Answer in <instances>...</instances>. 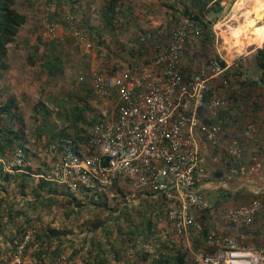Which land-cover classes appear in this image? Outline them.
Listing matches in <instances>:
<instances>
[{"label":"trees","instance_id":"trees-1","mask_svg":"<svg viewBox=\"0 0 264 264\" xmlns=\"http://www.w3.org/2000/svg\"><path fill=\"white\" fill-rule=\"evenodd\" d=\"M15 1L0 0V74L7 69V47L14 43L20 27L27 22L26 15L15 8ZM123 1L104 0V6L99 16L101 29L99 28L100 26L91 27L88 33H86L84 30H81L76 23V19L73 17L76 26L89 43H91L90 40H93V42L96 40L94 42L96 46H100L101 48L104 46L111 53V55L106 56L108 60L105 63V67L107 68L110 66L108 62H111L113 58L114 64L116 62L119 63L121 60L122 54L125 51L124 43L121 42V39L129 24L137 20L135 16H129L131 11L128 6L123 4ZM221 2L222 0H164L161 3L160 6L167 11V17L170 21L167 27L175 24L178 19L184 18L193 21L201 29L200 35L193 39L189 38L185 42L179 64L182 76L189 77L193 74L208 75V71L207 73L201 70L197 71L189 65H184L183 67L182 62L184 53L189 49L193 41L199 43L203 51L211 52L212 25L223 10ZM55 18L58 17H51L50 23L55 24ZM65 25L68 27L66 22ZM167 31L165 29V31L159 34L156 30H142L140 35L134 37L133 43L141 51L147 52L149 47L155 49L157 45L168 41L169 33ZM104 32L111 35L112 43L110 41L103 42L102 34ZM109 43L113 45L114 49L109 46ZM48 47L50 49L53 48L52 45H48ZM133 50L137 49L131 48L129 52L133 54ZM51 51L47 54L51 55ZM141 51H137L136 53L138 54ZM212 60H216L224 70L217 79H211L208 82L203 105L198 110V118L205 128L213 124H219L221 128L219 136H227L237 140L239 143L241 151L238 156L233 157L227 151L225 152L223 170L228 172L233 167L246 168L244 165L246 161L244 151L249 149V145H256L255 143L259 142L254 137L256 133L253 138L249 139H239L237 134L246 130L249 124L256 129V125L258 124L257 119H259L258 112L264 110V41L262 42V47L256 49L251 56V70H253L254 75L251 73V70V74L249 76L246 75V72L249 71V66L245 65L240 59L232 66L227 67L224 61L219 59L215 54H212L205 58V64L208 66ZM42 64L52 77L56 74H63L62 61L59 55L54 54V56H50ZM142 65L144 66V63ZM118 68L117 65L112 64L111 72H105L116 75L121 71ZM133 68L130 65L125 72L129 73ZM72 90L74 92L72 94L73 98H75L72 100L77 103H74L71 109H65L63 112H60L59 109L57 110L58 115L62 114L63 117H66L62 120L63 127L57 132H53L49 141L43 146L61 137L71 138L77 148L87 146L89 133L85 127L90 128L95 123L104 120L103 116L95 117V111L93 116L91 104L82 97L83 93H85L82 82H79L77 79L72 82ZM63 95L66 94L63 93ZM210 100L219 101L214 117L210 114ZM39 107L46 115V110L41 102L35 104L33 110L37 113ZM88 111L92 114L91 117H89ZM263 126L259 125V128ZM229 131L232 132L229 133ZM27 143V126L18 102L12 96L7 97L4 101L0 100V234H3L4 243L7 244L5 248L7 259L3 260L1 258L4 256L3 252V255H0V264L11 263L13 256L20 246H22V251L21 262L19 264H78L79 261H81V264H91L90 259L94 253L98 257L100 255L104 257L105 254L119 255L127 251L134 254L137 253L144 264L186 263L185 258L187 259L189 251L183 247L181 239L176 243L175 247L172 246L170 248L166 247L167 244L161 240H153V237L161 231L157 223L158 219L165 220L173 228L167 219V202L164 198L157 196L151 199L152 194L150 192H142L132 188L128 184H125L122 179L116 181L113 189L107 194L83 190L72 192L66 187L70 194L65 196L56 187L51 186V183L55 186L59 185L49 181L41 169L33 170L30 167L29 162L32 152L27 148ZM18 150L23 153L24 165L7 168L6 165H9V162L13 160ZM255 153L251 154L252 158H255L254 155H257L260 159H264V144L258 145L257 152ZM218 174L219 172L216 173V176ZM199 183L200 180L197 182V185ZM111 193L114 195L112 198H109V194ZM17 198H20V202L16 201ZM58 198L66 199L65 205H63V215L68 219H64L66 221L65 225H63L65 228H54L52 224H48L43 228L34 225L33 223L38 220L37 213L42 210L44 211V209L49 211L53 205H57L56 200ZM254 199L263 200L260 196H249V194H246L243 198L244 203L232 208L248 204ZM133 200H140V202L138 205H134L132 203ZM110 202L113 204L110 205ZM152 202H156L159 207L164 208V210L162 209L163 212H157L154 205L151 204ZM19 203L23 209L16 207ZM84 203H89L92 208L99 211L107 210L106 219H108V216H111L109 210L114 212L112 214V221L106 224L107 222L95 217L92 221L93 223H90L91 229L89 230H97L99 232V237L95 238V240H93V233L88 236L93 249L91 253L83 255V248L80 247L78 249L79 252L73 248L72 252L67 254L64 248V240L71 230L66 227L76 226L68 221L77 214L79 209L84 207ZM213 203H211L210 210L194 213L195 218L202 224V231L199 234H191L190 236L194 251H199L202 246L204 248V242L210 235H217V233L211 231L212 228L209 222L214 211H217L220 202L216 201ZM129 204L131 206H128ZM213 206L215 209L212 208ZM261 214L264 215V213ZM120 219L123 220V228L115 225ZM227 225L229 228L228 232L223 233V235L228 236L227 234L230 233V230L235 227L234 229L239 234V236L235 237L240 240L242 245H260V241L255 238H252V240H242L240 238L253 236V233L249 231L251 225ZM68 243L71 244L72 241L69 240ZM140 243H144V247L137 249ZM151 248L153 249L152 251L150 250ZM100 263L101 258L99 259ZM101 264L105 263L102 262Z\"/></svg>","mask_w":264,"mask_h":264},{"label":"built area","instance_id":"built-area-1","mask_svg":"<svg viewBox=\"0 0 264 264\" xmlns=\"http://www.w3.org/2000/svg\"><path fill=\"white\" fill-rule=\"evenodd\" d=\"M78 1L50 0L49 12L56 13L60 5L72 9ZM64 20L85 51L90 52L92 46L73 16L68 14ZM200 33L196 23L181 18L170 31L168 41L156 46L154 56L144 69L133 68L123 75L93 71L92 93L104 100L116 97L117 113L113 119L93 125L85 147L77 148L69 137L48 143L46 178L72 192L99 194H107L122 179L132 188L164 198L168 221L187 243L191 234H199L202 224L194 213L210 210L211 203L197 185L207 172L199 157L195 133L206 129L205 139L213 142L221 128L219 124L203 127L198 110L203 105L208 82L224 70L212 60L208 75H181L179 64L185 42ZM56 35L57 26L47 23L43 36L54 38ZM218 104V100H210L212 117ZM253 130L250 125L247 134ZM226 151L233 157L238 156L241 151L238 141L228 138ZM12 161L11 166H23L22 151L18 150ZM261 213H264V200L254 199L227 210L224 220L234 226H250ZM21 251L22 246L11 264L21 262ZM190 251L192 264H264V243L244 246L226 235H210L204 248Z\"/></svg>","mask_w":264,"mask_h":264},{"label":"rangeland","instance_id":"rangeland-1","mask_svg":"<svg viewBox=\"0 0 264 264\" xmlns=\"http://www.w3.org/2000/svg\"><path fill=\"white\" fill-rule=\"evenodd\" d=\"M30 1H33L34 8L37 13L33 17H35V20L37 19L38 23L41 22L43 27L47 25V23L51 22V17H58L55 18V24L57 25V35L54 38L52 37L47 39L38 35L37 38H26V41L21 40L19 43L14 42L10 45L9 48H11V46H14V49L8 53L9 58L7 59V61L12 62L15 72L13 71V75L11 73H5L4 71L1 73L0 100L4 101L7 97L11 96L16 99H21L17 101L18 104H21V110L23 112V116L27 126L28 143L26 144V146L32 152L29 165L33 170L41 169L44 172L43 174L47 176L49 167L46 161L45 148L48 144L46 146L43 145L49 141V138L52 136L53 132H57L63 127L62 120L66 117H63L62 114L58 115L59 113H57V110L59 109L60 112H63L65 111V109H71L73 104L77 103L72 100L75 99L72 95L74 94V92H72V82H74L75 79L78 80V77L80 75L78 74L79 70L77 69L70 70L68 68H65L62 75L56 74L52 77L49 75L46 68L43 67L42 62L45 60L47 61L48 58L52 55L54 56V54H56L57 56L59 55L61 57V61L65 60L64 50H61V53L59 54L56 53V51L59 50L57 47L58 42H60L59 40H61L63 36L65 37L68 34L70 35L69 29L64 22V16L68 14L72 15L76 19V23L79 25L81 30H84L86 33H88L91 27L95 28L96 26H100L99 28L101 29V24L99 16H90L91 22H89L86 19L87 16H83L82 12L81 14H78V11H75V9H68L67 7H63L61 5L57 7V15L54 16L53 13L49 12L51 4L50 0ZM163 1L164 0L123 1V4L125 6H128L131 11V13H129V16H135L137 18L135 22L129 24L123 38L121 39V42L124 43L125 51L122 54V58L119 63L116 62L114 64L113 58L111 62H108V65L110 64V66L109 68H107L105 67V63L108 60V57L106 56L111 55V53L108 52L104 46H102V48L100 46H96V44L94 43L96 42V40H94V42L93 40H90V44L92 47L89 52V56L93 61L92 68L95 69L94 71L97 70V72L101 73H104L105 71L111 72V67L113 64L119 67L118 69L121 70L120 73H123L127 71V68L130 65H132V67H140L142 63H144V66L148 64L149 60L154 56L155 49L153 47H149L147 52L141 51L140 49H138V46L133 43L134 37L140 35L142 30H156L159 32V34H161L163 31H165V29H167V32L170 33V31L178 25V21L180 20L178 19L175 24H171L170 27H167L170 24V21L167 17V11L160 6ZM237 1L238 0H226L222 4L223 10L212 25L213 37L210 48L211 52L209 53L205 50L203 51V48L199 45V43L193 41L189 49L184 53V59L182 62L183 67L184 65H189L194 70H201L204 73H207L208 66L205 64V58L211 56L212 54H215L219 59L224 61L227 67L232 66L237 60L240 59L245 65L249 66V71L246 72V75L249 76L251 73L254 75L253 70H251V56L256 51V49L259 48L257 46H259L260 44L262 45V42L264 41V19L262 21L260 20V16H264V0H248L246 4L242 6H236ZM22 2V0L15 1V8L19 12H23L24 10ZM240 7L241 10H239ZM253 7H257V10L253 9ZM252 9L254 11H251ZM247 10L250 11H248V13H245ZM236 11L240 12L237 14ZM257 11L258 16H252L254 12L257 13ZM247 14L249 15L247 16ZM256 19L260 21H257ZM254 20L256 21L255 23H253ZM261 25L263 26V31L260 36V33H258L257 30H255L254 32L253 28L251 29V26L255 27L256 29ZM260 31L261 30L259 29V32ZM111 39V35H108L106 32L102 34L103 42L110 41V43H112ZM31 44H36V46L40 47L41 52H36L33 55V47H30ZM48 45L53 46L52 49L55 53H51V55L47 54L50 50H52L48 47ZM109 46L114 49L112 44H110ZM131 48L137 50H133L132 52L134 53L132 54L129 52ZM137 51L141 52L137 54ZM29 55H32L34 59V64L32 65H29V60L27 58V56ZM81 59L82 57H80L79 53V57L76 58V61L82 62ZM145 61L147 62L146 64ZM63 93L66 95H63ZM38 102H41V104L43 105L44 109L46 110V115L43 113L44 111L41 110L40 107L38 108L37 113L33 110V107ZM91 106L90 107L93 109V115L95 111V117H98L96 116V114L100 113L104 107L108 109L104 120L112 119L117 113V107L116 104L113 103V101L107 103H103L102 101H93L91 102ZM87 113L89 114V117L92 116L89 111ZM91 128L87 126L85 127L88 133H90ZM11 162H9L8 166L6 165L7 168H10ZM51 186L56 187L65 196H68L70 194L69 190L65 186H55L53 183H51ZM113 195V193L109 194V198H112ZM215 198L210 199L214 200ZM16 201L20 202V198H17ZM65 201L66 199L64 198H58L56 200L57 205H53L49 211H46L44 209V211L42 210L41 212H38L37 215L34 214L38 216V220H36L33 224L41 228L45 227L48 224H52L54 228H65L63 226L66 223L64 219L68 220L63 215V205H65ZM84 204V207L79 209L77 214L68 221L72 222L73 225L76 226L66 227L67 229L71 230L70 234H68L66 239L64 240V248L67 251V254L69 252H72L74 246L76 248L82 247L84 255L85 249L88 246V236L93 233V240L99 237V232L97 230H89L91 229L90 223H93L92 221L95 217L104 222H107L106 224H109L112 221V214L114 212L109 210L111 216H108V219H106V216L108 214L107 210L99 211L98 209L92 208L89 203ZM112 204L113 203L110 202V205ZM222 204L227 205L226 203L220 202V205L218 207L219 210L224 208ZM16 207L23 209L20 203L16 205ZM212 208L215 209L214 206ZM115 225L119 228H123V220H118V223H115ZM160 234L162 233L159 232V235H155V237H153V240L157 239L159 241H162L163 239ZM3 238V234H0V255H3L4 252V256L1 258L5 260L7 259V251L5 249L7 244L4 243ZM69 240L72 241L71 244L68 243ZM82 241L84 242V244ZM168 245L169 243L167 244V246ZM202 248L203 246L200 249ZM75 250L79 252L78 249ZM190 254L187 257L188 261L191 260L192 255Z\"/></svg>","mask_w":264,"mask_h":264},{"label":"crops","instance_id":"crops-1","mask_svg":"<svg viewBox=\"0 0 264 264\" xmlns=\"http://www.w3.org/2000/svg\"><path fill=\"white\" fill-rule=\"evenodd\" d=\"M22 1H23L22 5L24 6L23 13L26 15L27 22L23 26L20 27L14 42L19 43L21 40L26 41V38H31V37L37 38L38 35L45 38L43 36V32H44L46 25L43 27L41 22L38 23L37 19L35 20V17H33L37 14L35 11V8H34L33 1L32 2L30 0H22ZM247 1L248 0H238L236 3V6H242V5L246 4ZM103 6H104V0H85V1L79 0L78 4L75 7H73L72 9H75V11H78V14H81V12H82L83 16H87L86 17L87 21L91 22L90 16H100V12H101ZM253 9L257 10V7H253ZM253 9L251 11H254ZM239 10H241V7L239 8ZM248 11H250V10H247L245 13H248ZM239 12L240 11H236L237 14ZM53 15L56 16L57 13H53ZM248 15L249 14H247V16ZM252 16H258V11H257V13L254 12V14ZM255 22L256 21L254 20L253 23H255ZM252 28H253L254 32H255V30H257L261 36L262 31H263L262 25L257 27L256 29L253 26H251V29ZM259 29L261 30L260 32H259ZM69 32H70V35L68 34L65 37L63 36V38H61V40H59L60 42H58V46H57L59 50L56 51V53L59 54V53H61V50L62 51L64 50L65 60L64 61L62 60V64H61L62 71H64L65 68L66 69L68 68L70 70H76V69L79 70L78 74L80 76L78 77V80H80V78H83L82 86H83L84 91H85V93H83L82 97L84 99H86L90 104L93 101L94 102L95 101L96 102L102 101L103 103L113 101V103H115L116 107H117V100L115 99L116 97L114 98V96H113L110 98V100H108V99L104 100V99H101L99 97H96L92 93V82H91L90 75L95 70L92 68L93 67V61L90 59L89 52L85 51L84 47L78 42V40L74 37V35L72 34V32L70 30H69ZM261 46L262 45L260 44L257 47L261 48ZM9 47H10V45L7 47V59L9 58L8 53L14 49L13 48L14 46H11V48H9ZM30 47H33L32 48L33 54H35L36 52L37 53L41 52L40 47L36 46V44H34V45L31 44ZM51 52L55 53L53 49ZM79 53H80V57H82V59H81L82 62L76 61V58L79 57ZM27 58L29 60V65L34 64V61H33L34 59H33L32 55L27 56ZM6 64H7V69L4 72L9 73V74L11 73L13 75L14 74L13 73L14 67H13L12 62L7 61ZM144 67L145 66L141 65L140 67H134V68H143L144 69ZM125 73L126 72H123V73L119 72L116 75H123ZM217 78L218 77H215L213 79H217ZM14 99H15V101L21 100V99H16V98H14ZM20 105L21 104H19V106ZM20 108H21V106H20ZM107 111H108V109L106 107H104L100 112L101 114L98 113V114H96V116L105 117ZM258 118L259 119H257L258 124L256 125V129H254L252 132H250V134H247V131H248V127L251 124H249V126L246 127V130H244L242 133L237 134V137L239 139L240 138L249 139V138H253V136L256 133V135L254 137L259 142V143H255L256 145H254V144L249 145V149L248 150L246 149L247 151H244L245 152L244 154L246 157V161H245L244 165L246 166V168H242V167L234 168L233 167V168H230V170H228V172H225L223 170L222 166H223L224 160H225L227 140L229 137L220 135V136H218V138L215 141L208 142L204 137L206 129H203V130L199 129L197 131V133H195L196 142H197V146L199 149V157L202 160V162L205 166L206 172H207L206 177L200 179L198 189L200 190L201 194H203L207 199L212 201V203L216 202V200H217L221 203L227 204V205L222 204L224 206V208L221 210H219L217 207L218 210L214 211L213 216L209 222L210 226L212 228L211 231L217 233V235H223V233L228 232V229H229L228 225H227L228 223L224 220V214H225L226 210H229L233 206H237V205L244 203V200H243L244 195L249 194V196H260L264 200V159H260V157H257V155H254L255 158H252V156H251V154L257 152L258 145H260L261 143H262V145L264 144V126L259 128V125L260 126L264 125V110L258 112ZM108 120H110V119H108ZM231 132L229 131V133H231ZM226 133H227V131H226ZM83 147H85V146H83ZM242 160H244V159H242ZM249 165H251V166H249ZM218 172H219V174L216 176V173H218ZM153 198H156V197H153L151 195V199H153ZM210 198H215V199L211 200ZM139 202H140V200H133L132 201V203H134V205H138ZM151 204L154 205V208L157 210V212H159V213L163 212L164 208L159 207L156 204V202H152ZM128 206H131V205H128ZM155 218H156V216H155ZM157 223L160 226V229H161L160 232L163 235H165V236H163L162 234H160L162 236V239H163L162 241L165 244L169 243V245L166 247H172V246L175 247L176 243H178L181 239L182 240L181 244L183 245V247L185 249H187L189 251V254L191 252L190 250H192V251L194 250L191 248V244H190L191 239L187 243L185 241L184 237L178 235L174 231V229L172 227H170V225L165 222V220L162 221L161 219H158ZM251 226H253V227H251ZM251 226H250L251 229L249 231L253 233V236H250L248 238H242V237H240V238L242 240L243 239L252 240V238H255L256 240L260 241V245L263 244L264 243V215L260 214L257 217H255ZM234 228H232L231 229L232 231L230 230V233L227 235L236 239L235 236H239V234L237 233V231ZM214 230H216V231H214ZM158 235H159V233H158ZM236 240L241 244L240 240H238V239H236ZM87 245L88 246L85 249V255H87L93 251V249L91 247L90 239H88ZM151 246H153V245H151ZM248 246H251V245H248ZM252 246H254V245H252ZM143 247H144V243H140L139 247L137 249H142ZM73 248L79 249V247L76 248L74 246H73ZM148 248H149V246H148ZM150 250L152 251L153 249L151 248ZM152 254H154V253H152ZM190 255H192V253ZM100 258H101V263L103 262L105 264H144L141 261L139 255L137 253L134 254L130 251H127L125 253H120L119 255L105 254L104 257H103V255H100L98 257L94 253L90 259V262H92L91 264H99ZM185 262H186L185 264H192L193 263L192 256H191L190 261H188L185 258ZM78 264H81V261H79ZM171 264H174V263H171Z\"/></svg>","mask_w":264,"mask_h":264},{"label":"bare ground","instance_id":"bare-ground-1","mask_svg":"<svg viewBox=\"0 0 264 264\" xmlns=\"http://www.w3.org/2000/svg\"><path fill=\"white\" fill-rule=\"evenodd\" d=\"M264 19V16H260V20L262 21ZM258 21V19H256ZM259 20V21H260ZM255 28V27H254Z\"/></svg>","mask_w":264,"mask_h":264},{"label":"water","instance_id":"water-1","mask_svg":"<svg viewBox=\"0 0 264 264\" xmlns=\"http://www.w3.org/2000/svg\"><path fill=\"white\" fill-rule=\"evenodd\" d=\"M226 0H222L221 4H223Z\"/></svg>","mask_w":264,"mask_h":264}]
</instances>
